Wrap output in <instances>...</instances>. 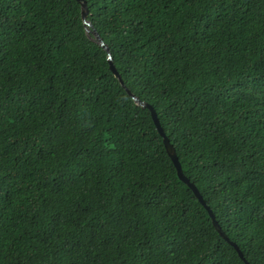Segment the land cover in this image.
<instances>
[{"label":"trees","instance_id":"trees-1","mask_svg":"<svg viewBox=\"0 0 264 264\" xmlns=\"http://www.w3.org/2000/svg\"><path fill=\"white\" fill-rule=\"evenodd\" d=\"M84 1L122 84L79 1L0 0V264H264V0Z\"/></svg>","mask_w":264,"mask_h":264},{"label":"water","instance_id":"water-1","mask_svg":"<svg viewBox=\"0 0 264 264\" xmlns=\"http://www.w3.org/2000/svg\"><path fill=\"white\" fill-rule=\"evenodd\" d=\"M80 2V7H81V18L83 21V24L85 25V32L87 33H91L93 35V39L98 43V45H100L103 49H105L106 51V58L108 61V67L111 70V72L116 76V78L119 80V82L122 84V81L120 79V76L118 74V72L116 71L114 65L111 62V55L110 52L107 48V46L105 45V43L103 42V40L100 38V36L96 33L95 30H93L92 28L90 29L91 25L90 23L86 20V14H87V8H86V3L84 0H77ZM125 88V87H124ZM127 94L131 97V99L138 105L142 106V107H147L150 111V116L152 118V121L154 122L156 129L158 131V133L161 135V139H162V143L163 146L165 148V151L167 153V155L169 156V158L171 159L175 170H176V174L178 176V178L183 181L193 192V194L196 196V198L199 200V202L204 206V208L207 210L212 224L214 225L215 229L218 231V233L229 243L231 244L234 249L237 251V254L242 258L241 252L239 251L238 247L236 246V244H234L232 241H230L226 235L222 232V230L220 229L219 225L217 224L216 220L213 217L212 212L210 211V209L208 208V206L204 203V201L202 200L201 195L199 194L198 190L196 189V187L194 186L193 183H191L186 176L183 175L182 170H181V166L180 163L177 159L176 153H175V149L172 146V144L169 142L168 138L166 137V135L164 134L162 127L160 126V124L158 123V119L156 117V114L154 112V110L152 109L151 106H149L146 102H144L143 100L139 99L137 96H135L133 93H131L128 89H126ZM243 259V258H242ZM243 261L245 263H247L244 259Z\"/></svg>","mask_w":264,"mask_h":264},{"label":"snow or ice","instance_id":"snow-or-ice-1","mask_svg":"<svg viewBox=\"0 0 264 264\" xmlns=\"http://www.w3.org/2000/svg\"><path fill=\"white\" fill-rule=\"evenodd\" d=\"M237 95H239V93H237Z\"/></svg>","mask_w":264,"mask_h":264}]
</instances>
